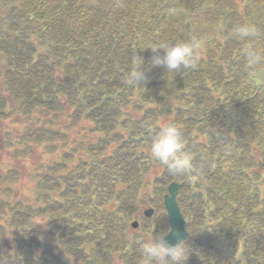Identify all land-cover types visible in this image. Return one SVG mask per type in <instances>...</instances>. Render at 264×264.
Segmentation results:
<instances>
[{
	"label": "trees",
	"instance_id": "trees-1",
	"mask_svg": "<svg viewBox=\"0 0 264 264\" xmlns=\"http://www.w3.org/2000/svg\"><path fill=\"white\" fill-rule=\"evenodd\" d=\"M241 24L256 33L239 37ZM193 37L195 68L150 65L146 47ZM136 56L148 79L130 85ZM18 115L30 123L18 156L67 149L34 168L29 200L12 195L15 171L0 180V264H147L139 241L168 231L172 181L186 264H264V0H0V119ZM168 121L192 156L186 173L148 151Z\"/></svg>",
	"mask_w": 264,
	"mask_h": 264
},
{
	"label": "clouds",
	"instance_id": "clouds-1",
	"mask_svg": "<svg viewBox=\"0 0 264 264\" xmlns=\"http://www.w3.org/2000/svg\"><path fill=\"white\" fill-rule=\"evenodd\" d=\"M235 32L239 37L246 38L254 35L256 28L249 24H241L236 27ZM198 46L197 38L193 37L189 40L158 43L146 48L152 51L150 65L160 66L165 69V72L171 73L181 69L195 68L200 59L196 51ZM136 57L135 67L125 80V83L130 85L144 84L148 79L142 68L143 57ZM246 59L250 65L256 64L260 61V56L254 50H248ZM148 151L153 159L172 174L186 173L192 167V156L186 150L184 135L175 122L168 121L160 124L159 130L149 144ZM172 231L156 233L147 240L139 241L140 251L147 264H186L190 248L183 239L175 244L169 243L166 237Z\"/></svg>",
	"mask_w": 264,
	"mask_h": 264
},
{
	"label": "rangeland",
	"instance_id": "rangeland-1",
	"mask_svg": "<svg viewBox=\"0 0 264 264\" xmlns=\"http://www.w3.org/2000/svg\"><path fill=\"white\" fill-rule=\"evenodd\" d=\"M243 2L244 0H237L238 5H241ZM45 118L52 119L50 116H45ZM33 123L37 125L38 122L33 120ZM27 124L29 125L30 123L19 115L12 117V119H0V180L6 176L8 170L15 171L17 180L12 185H9L12 189V195L14 198L22 197L29 200V198H31L32 189L35 186L34 168L42 163L51 162L59 158V155L66 150L67 147H63L60 141H54L57 149L55 152H48L46 148L43 147L44 145L32 144V148L29 149L28 154L18 156L15 152L19 149V145L16 144V137ZM65 125L64 118L63 122H55L53 120L52 128L63 129ZM87 131V129L82 130L81 128H75L72 130L70 137H74L75 140H89L95 137V135ZM8 137H11V142L10 140L9 142L7 141ZM72 145L73 144L70 146ZM5 185V182H0V194ZM1 195L5 196V193ZM134 230L135 229H132L131 233L135 232ZM114 262L113 264H119L116 260H114Z\"/></svg>",
	"mask_w": 264,
	"mask_h": 264
},
{
	"label": "water",
	"instance_id": "water-1",
	"mask_svg": "<svg viewBox=\"0 0 264 264\" xmlns=\"http://www.w3.org/2000/svg\"><path fill=\"white\" fill-rule=\"evenodd\" d=\"M179 189V184L172 182L167 188V193L163 196V204L166 209L168 221H169V235L166 237L167 241L171 244H175L178 240L185 239L187 232L185 229V221L180 212L179 206L176 202V195ZM153 212L152 208H148L143 211V214L149 217ZM136 224L133 223V226ZM168 231V232H169Z\"/></svg>",
	"mask_w": 264,
	"mask_h": 264
}]
</instances>
